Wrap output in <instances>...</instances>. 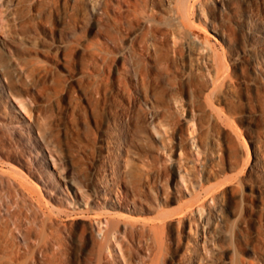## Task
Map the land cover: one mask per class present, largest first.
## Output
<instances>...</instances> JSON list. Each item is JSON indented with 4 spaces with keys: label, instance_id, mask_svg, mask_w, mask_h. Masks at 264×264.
Wrapping results in <instances>:
<instances>
[{
    "label": "rangeland",
    "instance_id": "rangeland-1",
    "mask_svg": "<svg viewBox=\"0 0 264 264\" xmlns=\"http://www.w3.org/2000/svg\"><path fill=\"white\" fill-rule=\"evenodd\" d=\"M0 264H264V0H0Z\"/></svg>",
    "mask_w": 264,
    "mask_h": 264
},
{
    "label": "bare ground",
    "instance_id": "bare-ground-1",
    "mask_svg": "<svg viewBox=\"0 0 264 264\" xmlns=\"http://www.w3.org/2000/svg\"><path fill=\"white\" fill-rule=\"evenodd\" d=\"M20 108L22 109V110H24V107L20 104ZM100 231V230H99ZM101 231H102V229H101ZM100 234H101V232H99ZM104 234V235H103ZM103 236L104 237H107L108 235H109V229H107V230H105L104 232H103ZM103 240V239H102Z\"/></svg>",
    "mask_w": 264,
    "mask_h": 264
}]
</instances>
